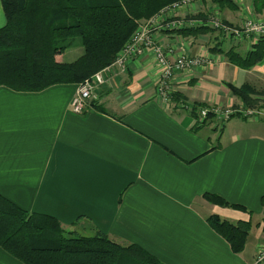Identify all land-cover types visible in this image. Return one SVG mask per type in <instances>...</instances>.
Instances as JSON below:
<instances>
[{
	"label": "crops",
	"instance_id": "obj_1",
	"mask_svg": "<svg viewBox=\"0 0 264 264\" xmlns=\"http://www.w3.org/2000/svg\"><path fill=\"white\" fill-rule=\"evenodd\" d=\"M242 1L246 18L264 15L252 0ZM216 7L190 0L175 15L186 18L184 30L205 23L193 19L198 13L240 22L241 12ZM5 25L0 0V29ZM216 34L157 32L170 61L180 51L204 59L175 75L171 101L159 95L160 67L147 52L132 57L124 72L106 73L82 115L71 107L79 84L40 92L1 86L0 195L56 217L68 232L137 244L163 264H264L257 261L264 249V61L247 70L231 64L229 49L246 54L252 44ZM83 53L75 42L58 60L72 63ZM245 84L259 92L252 107L230 88ZM197 105L206 107L195 117ZM208 195L247 211L209 202ZM213 215L252 223L242 253L210 226ZM0 264L24 263L0 247Z\"/></svg>",
	"mask_w": 264,
	"mask_h": 264
},
{
	"label": "trees",
	"instance_id": "obj_2",
	"mask_svg": "<svg viewBox=\"0 0 264 264\" xmlns=\"http://www.w3.org/2000/svg\"><path fill=\"white\" fill-rule=\"evenodd\" d=\"M185 0H1L6 25L0 29V87L18 92H40L55 85L80 84L107 68L139 30L166 8ZM223 9L237 10L234 0H210ZM257 13L264 0H254ZM192 19V18H191ZM193 19L207 21L198 14ZM205 21V23H206ZM179 30L184 36L207 33V27ZM79 39L83 55L72 63L58 57ZM228 61L250 69L264 61V37L246 54L228 50ZM236 97L252 107V95L259 94L247 84L230 86ZM197 105L192 112L197 117ZM213 117L209 113L205 121ZM214 204L247 211L223 198L208 195ZM264 205V196L262 197ZM210 226L236 254L242 253L252 229L251 222H231L213 215ZM0 247L24 264H163L137 244L122 246L108 235L93 236L66 231L51 215L32 213L0 195Z\"/></svg>",
	"mask_w": 264,
	"mask_h": 264
},
{
	"label": "built area",
	"instance_id": "obj_3",
	"mask_svg": "<svg viewBox=\"0 0 264 264\" xmlns=\"http://www.w3.org/2000/svg\"><path fill=\"white\" fill-rule=\"evenodd\" d=\"M189 3L190 0L176 3L166 8V10L171 13L165 14V10L163 11L162 15L155 16L147 22L142 23L139 27V30L132 36L131 40L117 55L116 60L112 65L108 66L102 71H99L91 78L86 79L84 82L78 85L71 103L73 112L78 115H82L91 106L92 102L97 100V92L99 88H101L107 82L106 73H112V68H119V72H124L127 68L128 62L132 57L140 56L146 52L147 54L150 53L152 56H154L155 61L160 67L157 80L159 95L164 96L166 101H171V93L173 91L172 80L174 79L175 75L201 65L204 59L201 57H189L187 54L181 53L182 55L178 56L175 60L170 61L168 53L171 52H165L164 46L158 43L155 33H157V30H182L186 28L188 25L186 18H179L175 15V13L187 6ZM220 22L221 21L214 17L207 24L217 29H226L227 25L222 24V22L220 24ZM194 23L196 22L190 24L194 25ZM202 25H205V23H202ZM247 32L254 33L257 36L264 35V19L249 22L247 24ZM235 39L238 40V38ZM206 115L207 114L203 116ZM263 260L264 249L261 250L257 258L258 262Z\"/></svg>",
	"mask_w": 264,
	"mask_h": 264
},
{
	"label": "rangeland",
	"instance_id": "obj_4",
	"mask_svg": "<svg viewBox=\"0 0 264 264\" xmlns=\"http://www.w3.org/2000/svg\"><path fill=\"white\" fill-rule=\"evenodd\" d=\"M234 2L236 3V6L238 7L237 10H232V9H228V8H226V10L227 9L230 10L233 14H238V12H241V20H240L239 23H237V22L234 23L235 25L224 21L225 19H223V17L221 15H217L215 13H213V15L212 14L211 15H209V14H203V13H198V14H203L205 16H210V17H215L217 20L221 21L222 24H226L227 25L226 29H224V28L217 29V28H214L212 26H209L207 23H205L204 26L207 27V28H209L210 29V32L212 34L217 33L216 34L217 37H218L217 39H219L221 35L222 36L224 35L223 37H226L229 40L231 39V41H232V39H233V41L236 40L235 42H244L246 40H249L251 42L252 48H253L254 45H256V44H258L260 42V40L264 37V35L257 36L254 33H248L247 32V24L249 22H251V21H254V20L264 19V15L263 16H254V17L246 18L245 8H243V6H242L243 5V2L245 3V6H246V1L234 0ZM252 2H253V9L255 11V8H254V0H252ZM212 5H214V4H212ZM212 8H215V7H212ZM216 8L223 10V8H221V7H216ZM196 16H198V15H196ZM221 22H220V24H221ZM196 27H200V25H197ZM177 30H180V29L171 30V31H173L174 33H176L175 31H177ZM157 32H161V31L160 30H157ZM156 35H157V33H155V37L157 39V36ZM235 38H238V40L235 39ZM79 41H80L79 39H75V42H79ZM180 53L186 54V52H184V51L183 52L180 51ZM182 54H180V55H182ZM254 100H256L255 97H254ZM234 109H236V108H234ZM218 124H219V121H218Z\"/></svg>",
	"mask_w": 264,
	"mask_h": 264
}]
</instances>
